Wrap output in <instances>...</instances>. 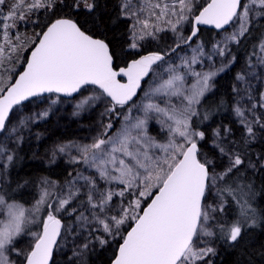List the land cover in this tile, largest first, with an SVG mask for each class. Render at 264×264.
<instances>
[{
    "label": "snow or ice",
    "instance_id": "obj_1",
    "mask_svg": "<svg viewBox=\"0 0 264 264\" xmlns=\"http://www.w3.org/2000/svg\"><path fill=\"white\" fill-rule=\"evenodd\" d=\"M201 26L220 38L201 39ZM162 34L171 43L153 48ZM101 102L94 135L45 150L73 172L17 199L30 180L9 170L33 128L64 103L78 117ZM258 235L264 0H0V264H58L64 247L67 264H85L97 245L113 249L109 264H217L221 251L257 264Z\"/></svg>",
    "mask_w": 264,
    "mask_h": 264
},
{
    "label": "trees",
    "instance_id": "obj_2",
    "mask_svg": "<svg viewBox=\"0 0 264 264\" xmlns=\"http://www.w3.org/2000/svg\"><path fill=\"white\" fill-rule=\"evenodd\" d=\"M112 2H114V0H110V5ZM123 27L124 25L120 24L117 27L110 29L109 35L121 31ZM201 30H202L201 39L216 40L218 37L219 31L207 29V28H201ZM251 42L252 39L250 38L247 43L250 44ZM170 43H171V34H168L167 36H163L162 34V39L159 41V43L154 42L153 48L165 47L167 44ZM238 55L241 58L239 63H237V65L227 73H222L219 77H217L216 94L218 97L223 96L227 98L229 85L233 83V77L235 73L238 71L239 67L243 65L244 52L241 51L238 53ZM219 119H224L225 122H228L230 117L225 111L224 114L219 116ZM42 127L43 125L38 126V130H41ZM48 127H49L48 132L47 131L44 132L48 136V140H45V142H42L40 145L43 148L47 146L48 143L51 140H54L55 138H59L60 140H63L72 137V133L70 130L62 132V130L55 129L53 128L51 121L48 122ZM30 148H31L30 145L22 147V150L20 152L22 159L19 162H17L14 168H11L9 170L10 180L14 181L19 178H25V179H29L31 182V181H35V178L37 177L44 176V177H50L53 180L62 181L67 176L68 172L61 162L52 165H43L35 161L34 159L32 160L33 152ZM254 150L259 151V147H256ZM21 182L23 181L21 180ZM26 186L21 190L22 195L17 196V199L21 200V202L23 203H29L34 197L33 189H28ZM62 220H64L65 223L68 222V219L65 217H62ZM261 244H264V235L257 236V247H259ZM112 252L113 249L111 247L106 246L105 248H101L99 245H97L94 250L86 253L84 258L85 264H109V257L112 255ZM71 256H72L71 249L69 247H64L61 250V255L57 256L58 264H67V258ZM232 258L233 257L231 255L221 251V258L217 262V264H231ZM257 264H264V261L257 259Z\"/></svg>",
    "mask_w": 264,
    "mask_h": 264
},
{
    "label": "rangeland",
    "instance_id": "obj_3",
    "mask_svg": "<svg viewBox=\"0 0 264 264\" xmlns=\"http://www.w3.org/2000/svg\"><path fill=\"white\" fill-rule=\"evenodd\" d=\"M219 35L217 39H219ZM216 39V40H217ZM243 66V65H242ZM239 67L238 71L241 70V67ZM237 71V72H238ZM254 86L256 88H260V85L256 82H254ZM87 95L88 93H84ZM77 99H79V96H77ZM105 104L104 103H98L93 109H89L87 111H83L78 117H73L71 115L73 108L71 103H64L63 105L58 106L59 111L56 112L55 115L51 116L49 120L45 122H41L38 126L43 125L41 130H38V126H35L33 128L32 135H30L26 143L23 146H31L32 150V160L43 164V165H52L48 162V157L45 155V150L53 143V141L60 140L59 138H55L54 140H51L47 146L44 148L41 147V143L45 142V140H48V136L44 133L45 131L48 132V122H52V126L55 129L62 130V132H65L67 130H70L72 133V137L66 138L63 140H80L84 137H88L90 135H94V132H92V129L95 127L97 121L100 119V113L103 112ZM41 133L42 136L40 139H37L35 134ZM155 135V132H153ZM61 162L67 172H73V165L69 163V157L63 156L59 157L56 160V163ZM79 167V166H77ZM9 178V175H8ZM38 178V177H37ZM37 178H35V181H31L26 187L28 189H33L34 197L29 203H25L26 206L30 204L35 198H38V181ZM10 180V179H9ZM23 203V202H22ZM73 221L68 220L67 223H72ZM28 238L27 237H21L20 241L18 243V247H26L28 244ZM67 244H71V238L69 237ZM70 248V247H69ZM72 253V252H71Z\"/></svg>",
    "mask_w": 264,
    "mask_h": 264
},
{
    "label": "water",
    "instance_id": "obj_4",
    "mask_svg": "<svg viewBox=\"0 0 264 264\" xmlns=\"http://www.w3.org/2000/svg\"><path fill=\"white\" fill-rule=\"evenodd\" d=\"M201 28H207V29L216 30V29H214L212 26H201ZM216 31H219V30H216Z\"/></svg>",
    "mask_w": 264,
    "mask_h": 264
}]
</instances>
